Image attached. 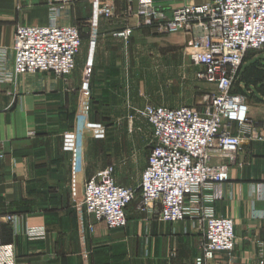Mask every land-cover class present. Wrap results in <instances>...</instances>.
<instances>
[{
  "label": "crops",
  "instance_id": "0c3cea01",
  "mask_svg": "<svg viewBox=\"0 0 264 264\" xmlns=\"http://www.w3.org/2000/svg\"><path fill=\"white\" fill-rule=\"evenodd\" d=\"M105 1L0 0V217H16L15 227L1 225L0 244L11 247L14 264H193L200 253L196 221L164 223L136 204L127 208L125 229L108 230L81 206L85 181L104 169L92 160L94 140L86 128L131 125L135 109L152 105L139 79L162 71L165 58H177L179 51L188 60L191 45L185 33L159 35L143 25L134 0H111V18L94 15ZM153 1L168 17L174 9L212 0ZM51 23L80 30L71 74L15 75L16 28ZM124 29L132 30L127 41L116 36ZM238 86L250 123L264 135V78L247 89ZM233 133L241 134L238 127ZM246 136L228 181L201 193L206 199L217 192L219 198L203 206L234 222V249L218 253L216 264H264V217L252 214H264V140ZM27 228H42L45 235L30 240ZM3 254L0 248V262Z\"/></svg>",
  "mask_w": 264,
  "mask_h": 264
},
{
  "label": "built area",
  "instance_id": "2783aa9c",
  "mask_svg": "<svg viewBox=\"0 0 264 264\" xmlns=\"http://www.w3.org/2000/svg\"><path fill=\"white\" fill-rule=\"evenodd\" d=\"M72 0H55L69 3ZM134 15L159 35L185 33L191 38L187 51L190 64L198 68V78L212 88L199 110L189 106L169 108L145 105L135 109L131 120L144 119L152 130V147L137 191L116 185L111 168L97 171L86 180L81 206L108 230L127 227L126 209L137 202V209L164 223L196 221L193 231L200 235V253L193 264H216L218 253L234 249V222L217 217L203 206L219 194L203 199V190L217 188L229 179V168L242 149L243 135L264 140L248 118L246 97L233 92L235 78L246 55L264 50V0H212L201 5L174 9L165 16L153 0H134ZM105 18L114 16V2L107 0L92 11ZM131 29L116 36L125 41ZM77 26L51 23L45 26H19L13 36V72L71 74L81 47ZM238 127L242 134H234ZM247 132L244 133V131ZM4 155L0 151V161ZM254 217H264L256 211ZM16 217H0L1 225L15 227ZM30 240L43 238L42 228L26 229ZM0 264H14L12 249L1 246Z\"/></svg>",
  "mask_w": 264,
  "mask_h": 264
},
{
  "label": "rangeland",
  "instance_id": "374dc122",
  "mask_svg": "<svg viewBox=\"0 0 264 264\" xmlns=\"http://www.w3.org/2000/svg\"><path fill=\"white\" fill-rule=\"evenodd\" d=\"M170 57L168 60L165 58L162 71L152 75L150 70L139 79L146 94L152 98L153 102L149 103L169 108L189 106L199 110L212 88L198 78L200 70L188 62L185 52L179 51L177 58ZM243 67L248 70L246 74ZM259 78H264V50L251 51L246 55L235 78L233 92H241L239 83L247 89ZM134 119L131 125L122 122L114 126H96L86 128V132L94 140L92 160L103 165L102 168H111L117 183L135 189L138 195L140 173L152 147V130L144 119ZM136 204L134 202L128 207Z\"/></svg>",
  "mask_w": 264,
  "mask_h": 264
},
{
  "label": "trees",
  "instance_id": "16d2710c",
  "mask_svg": "<svg viewBox=\"0 0 264 264\" xmlns=\"http://www.w3.org/2000/svg\"><path fill=\"white\" fill-rule=\"evenodd\" d=\"M241 94V93H240Z\"/></svg>",
  "mask_w": 264,
  "mask_h": 264
}]
</instances>
